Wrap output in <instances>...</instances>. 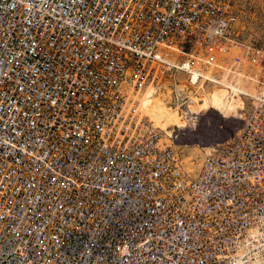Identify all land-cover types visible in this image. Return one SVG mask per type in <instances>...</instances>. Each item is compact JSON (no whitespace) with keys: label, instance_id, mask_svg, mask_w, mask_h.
I'll use <instances>...</instances> for the list:
<instances>
[{"label":"built area","instance_id":"2783aa9c","mask_svg":"<svg viewBox=\"0 0 264 264\" xmlns=\"http://www.w3.org/2000/svg\"><path fill=\"white\" fill-rule=\"evenodd\" d=\"M257 5L0 0V264L262 260L264 96L194 175L179 134L133 99L148 85L175 92L179 77L197 85L186 64L228 42L264 68V41L243 34Z\"/></svg>","mask_w":264,"mask_h":264},{"label":"rangeland","instance_id":"374dc122","mask_svg":"<svg viewBox=\"0 0 264 264\" xmlns=\"http://www.w3.org/2000/svg\"><path fill=\"white\" fill-rule=\"evenodd\" d=\"M259 2L260 6H257L261 12L249 17L245 24L243 34L244 41L247 44L252 39L264 41V0H259ZM233 46L227 52L221 54L214 64L206 66L204 68L205 73H203L209 76L213 75L211 77L228 83L233 89V94H235H232V102H229L228 98H224V91L215 85L203 84L197 87L199 90H194V87L189 86L190 90L195 93L198 102L209 99L212 100L214 105L213 111H207L197 118L198 122H196L195 126L177 129L179 134L177 149L180 152L185 169L191 175L198 171L205 153L208 152L204 148L211 146L215 142L228 139L241 127L242 119L232 118L231 116L240 112L243 102L242 95L245 92L251 94L264 90V85L260 84V79H264V68L258 63L257 56L250 55L247 48L243 49L242 47H236V45ZM183 83L186 84L184 81ZM150 103L151 100L149 102L144 100L142 105L149 110ZM194 104L198 107V103L194 102ZM221 111L226 112L228 116L224 118ZM142 112L146 114L144 111ZM149 113L147 112V115ZM151 122L154 127L159 128L158 124H155L154 121ZM200 144H202V147Z\"/></svg>","mask_w":264,"mask_h":264},{"label":"bare ground","instance_id":"6f19581e","mask_svg":"<svg viewBox=\"0 0 264 264\" xmlns=\"http://www.w3.org/2000/svg\"><path fill=\"white\" fill-rule=\"evenodd\" d=\"M228 43H231V45L223 44L222 47L217 49V51L215 52V57L213 56V59H214L213 61L211 60L206 61L205 59L201 58V60L198 61V63L193 65V68H191V66L188 64H186V67L190 70L189 78H191V81L192 82L197 81L196 83L197 85H192V87H194V90H199L197 87H200L203 84L215 85L217 87H220L222 91H224L223 93L224 98H228L230 100L229 102H232L231 98L233 94V89L229 86L228 83L211 77L213 75L209 76L208 74H203L205 73L204 68H206V66L214 64L215 61L219 59L221 54L227 52L230 48L234 47L233 45H235V43L233 42H228ZM236 47H241V46L240 44H236ZM197 59L199 60V57ZM183 81L184 79L182 77H179V83H176L174 86L175 92L171 91V89L167 85L162 84V86H158V87L154 85H148L147 87L138 90L137 93L133 96V99L137 101L136 112H139L140 115L147 116L150 122L154 121L155 124H158L159 125L158 127L165 134V137L173 138L178 128H185L187 126L189 127L195 126L197 122L196 118H198L200 115H203L207 111L214 110V105L212 104V100L208 99L207 101L198 102V99L195 93L192 90H190L189 89L190 87H187V84H184ZM186 87L188 89L187 92H186ZM179 90H183V92H178ZM263 92L264 90L261 92H254L251 94L245 92L242 95L243 102H242L241 109H245L246 111H249L250 105L252 104L253 99L255 100V99L262 98L264 96ZM182 93H186L189 96V99L186 101H182V98H181ZM144 100L145 102H149L151 100V103L149 105V110L142 105ZM194 102L198 103V107L196 104H194ZM141 108H142V111H144L146 114H144L141 111ZM147 112L148 113L150 112L149 115H147ZM221 114H223L224 118L228 116L226 112L221 111ZM243 116L244 114L241 113L240 111L231 117L232 118H242ZM187 123H190V124H187ZM176 145L178 146V144ZM200 145L202 147V144ZM209 146H207L204 149L209 151L211 148V146L210 147ZM259 242L260 243L257 246L264 247V241H259ZM243 254H244L243 249H239L237 251L236 256L241 257ZM253 255H258V251H254ZM260 255L262 256V260H252L249 264H264V251L261 252Z\"/></svg>","mask_w":264,"mask_h":264}]
</instances>
